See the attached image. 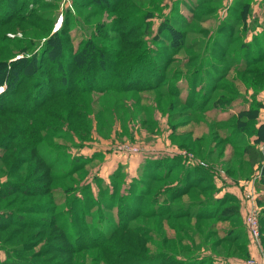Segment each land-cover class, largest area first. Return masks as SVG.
I'll list each match as a JSON object with an SVG mask.
<instances>
[{"label": "rangeland", "instance_id": "374dc122", "mask_svg": "<svg viewBox=\"0 0 264 264\" xmlns=\"http://www.w3.org/2000/svg\"><path fill=\"white\" fill-rule=\"evenodd\" d=\"M81 1L85 6L75 13L73 25L66 28L63 36L77 45L82 39L87 41L88 35L93 39L94 33H100L105 39L99 35L93 41L96 44L105 41L103 43L111 50L116 49L112 46H117L120 63L139 56L143 65L133 68L130 75H137L142 84L138 83L135 89L122 94H101L95 91L96 88L88 94L81 93L78 90L87 85L83 79L88 73L89 78L93 76L89 63L76 71L69 66L61 73L57 67L58 55L54 64L40 59L42 68L37 72L44 80L41 88L36 89L41 97L49 98V95L66 93L65 90L74 85L76 92L71 99L77 97V100H71V106L68 104L70 96L66 95L42 101L41 106L22 99L25 93L34 91L31 81L35 74L30 75L29 86L15 89L23 93L22 96L18 94L7 99L9 112L0 104V185L11 178L35 184L27 188L37 191L26 193L22 192L23 187L13 186L10 192L6 193L7 189L1 192L0 262H16L18 257L16 264H23L21 259L34 264H205V261L209 264H246L264 256V182L261 181L263 175L257 153L263 151L264 144H256L253 138L243 136L233 145L224 139L228 116L248 105L251 90H247V84L237 81L236 92H228L230 79L235 75L232 70L229 78L218 83V90L213 95H222L226 99L234 97L231 102L234 106L222 105L220 101L217 104L220 108L207 110L204 116L198 114L202 117L196 118L197 107L183 99L188 91L183 63L188 55L194 54L192 59L195 60L209 59L207 56L214 55L210 51L212 40L220 37L225 38L223 41L229 36L234 39L233 44L226 45L227 55L234 53L240 43L250 44L252 54L264 45V0H107L114 11H99L87 0ZM39 3L31 6L33 13L29 12L27 27L33 26L30 31L34 34L27 35L28 40H42L55 16L59 18L64 8L71 6L72 0H40ZM24 8L26 14L30 9ZM222 29L230 30L226 31L229 34L224 36ZM16 31L23 32V28L10 30ZM172 36L175 46L184 45L174 50L171 46L173 38L168 39ZM189 42L187 47L197 46L187 49ZM4 44L6 51H0V58L12 60L23 52L34 54L26 50L31 47L27 42L15 44L3 40L0 45ZM61 45L65 47L68 43L62 41ZM102 58L98 57V60ZM193 65L190 64L188 70L191 71ZM153 66L158 72H164V78H160V84L147 85L145 82L150 75L148 77L146 73ZM68 76L74 77L69 81L71 88L61 84ZM244 77L250 79L251 76L246 74ZM200 78L204 86L207 79L209 84L214 82L210 77ZM201 83L199 86L204 87ZM225 85L226 89H223ZM178 92L181 99L173 95ZM114 97L117 102L113 101ZM84 102H87L85 109L82 107ZM74 103L76 107H73ZM18 110L19 115L11 114ZM36 119L43 123L41 129L36 128ZM24 121L31 127L29 131ZM210 126L212 130H208ZM10 131L14 136L18 135L15 140L8 136ZM209 131H214L210 137L194 140ZM184 132L189 133L196 147H182L171 140L172 134ZM36 139L41 141L38 150L48 162L46 167H39L42 163L30 146L38 143ZM249 141L254 146L255 156L250 160L246 159L248 154H244V158L239 155ZM3 145L5 151L1 150ZM134 157H141L143 161L138 169L131 166L136 162ZM165 157H180L182 164L202 167L211 174V181L206 186L198 184L171 205L190 203L194 201V194L199 199L222 198L223 206L215 208L214 201L210 200L214 210L210 211L212 208L208 207L202 211L210 212V215L201 214L192 206L175 218V206L170 209L166 202L167 210L161 213L162 216L153 218L152 206L148 211L152 194L147 198L143 192L146 189L143 176L146 175L140 168L144 162ZM21 158L26 159L22 165L19 164ZM238 159L239 165L236 164ZM117 161L122 164L116 165ZM76 168L79 170L73 171ZM174 175L178 176V172L174 171ZM152 187L150 185L148 189L152 190ZM246 188L253 190L259 221L258 241L250 236L244 219L248 206L244 196ZM163 189L166 197V188ZM226 194L230 197H224ZM132 195L138 203L136 213L130 210L127 214L125 203ZM155 203L161 204L164 200ZM120 210L124 215H119ZM96 226L107 231L89 237L90 230ZM87 228L84 235L82 232ZM80 234L81 238L74 239Z\"/></svg>", "mask_w": 264, "mask_h": 264}, {"label": "trees", "instance_id": "16d2710c", "mask_svg": "<svg viewBox=\"0 0 264 264\" xmlns=\"http://www.w3.org/2000/svg\"><path fill=\"white\" fill-rule=\"evenodd\" d=\"M39 2L40 0H0V29L2 30L0 31V43L3 40H9L11 42H14L15 44H22L24 42H27V44H31L30 45L31 47L27 48L26 50H29V52L31 51L32 53H34L31 55H28L27 52H23L21 55H18L15 59H12V60L0 58V86L2 87V90L0 92V104L5 105L2 107V109H5L6 111L7 109H9L8 103H6L8 98H11L18 94H20L19 96L23 95V93L21 94L19 93V91L16 92L15 89H17V87L20 88L23 85L29 86L30 84L29 80H32L30 75H34V74H35L34 80L31 81V84L34 85L35 89H33L34 91L30 94L25 93V96L22 99L24 100L28 99L30 100V102L32 101L35 104V106L36 105L41 106L42 101H46L48 99H54L58 95H66L67 97L70 96L68 104L71 106V100L72 101L77 100V97H73V99H71V95L76 92V88L74 85L72 86V88L69 85L70 83L69 81L72 80L74 77H72L71 79L68 76L65 82L61 83L62 85H67L71 88V89L65 90L66 93L60 92L61 94L58 93V94L49 95V98H48V97H41V95L36 89L37 87L41 88L43 84L42 80H44L43 77L39 76V73L37 72V70H41L42 68L41 67L42 64L39 65L40 59L43 58L44 62H46L47 64H49L48 62H51V64H54V62H57L56 57L58 55H59V59H58L59 63H57V67L59 68L58 70L61 73H63L64 70L69 68V66L70 68L73 66L74 68L73 71H76V69L81 68L87 63H89V68L91 67V72L93 76L89 78L90 73H88L87 77L83 79L86 81V84L88 85L87 87L88 89H86L87 85H82V89L78 90L81 93L84 92L85 94H88L92 90L94 91V89L96 88L97 90L95 91L100 92L101 94L106 93V92H115V93L122 94V92H125V91L128 92L127 90L131 91L132 89H135V87L138 86V83L142 84L139 81L137 75H134V76L130 75V72L133 71V68L138 67V65H141L143 63V59H141L139 56H137L136 58L130 61L123 62L124 64L120 63L119 59H120L121 54L117 53L118 52L117 46H112V47H116V49L112 48L114 50H111L110 46L105 45L103 43L105 41H102V43H99V44H96V42L93 41V39L99 35L101 39H105L104 35L100 33L99 35L97 33H94L93 39H91L88 35V37H86L87 41L83 39L81 40L80 38L81 42H78L77 45H73L70 41L66 40V38L63 36V34L66 32V28L68 30L70 29L69 26L73 25V20L76 19L75 13H77L78 9H81L83 8V6H85V3H83V1L81 0H72L71 6L64 8L63 12L61 13L62 21L58 29L54 30V25H55L54 23L56 22V19L58 18V15H57L55 16V18L52 21V24L49 27V32L46 33L47 35L43 37L42 40L37 39L36 41L39 40L38 42L33 41V40H28L29 38L27 37V35L34 34L30 31L31 29H33V26L27 27L29 26L28 18H30L31 16V13L29 12L33 13V9H32L33 7L31 6L32 5L37 6L38 4H40ZM87 2L97 7L99 11H102V10L114 11L112 10L113 8H111L112 6L107 0H87ZM198 5H196V8L198 7ZM23 7L27 9L29 8L30 10L28 9L29 11L25 14V11H23ZM16 22L18 23L16 24ZM19 27L23 28V32H17V31L10 32L11 29L19 28ZM34 29H35V26H34ZM86 29L87 28L85 27V30ZM116 29L117 28H114V31L117 32L118 29L117 30ZM226 31L230 32V30H226V29H222L221 31L222 34L223 33L225 34L224 36H227L229 34V33L227 34ZM171 38H173L171 41L172 42L171 46L173 47L174 50L184 45L180 43L179 46H175L174 36L168 37L169 41L171 40ZM181 38L183 40V37ZM223 40H225V38L223 37L212 40L213 46L211 49L210 48L209 49L211 53H214V55L207 56V58L209 59L200 58L198 60H195V59H192L195 56L194 54L188 55L187 60L183 63L184 64L183 67L184 69H186L185 79L188 82V91H186V95L183 99H185L190 106L197 107L195 109L196 118L202 117V116H197L198 114H202L204 116L207 110H210L216 107L220 108L217 105L220 101H222L220 103L222 105L224 103L231 107L234 106L231 103L234 97L230 96V98L226 99L225 97L223 98L222 95H219V97H214L213 95L218 90V86H217L218 83L222 80L229 78V73L233 70L235 72V75L230 79V85L228 84V86H230V89L228 92L229 93L236 92L237 81H240V83L244 85L247 84V88H248L247 90H251V94L249 93V95H252V97L248 101V105L240 108L236 114L233 113L228 116L227 125L224 127V133H225L224 139L225 141H230V143L233 145L235 141L239 140L240 137L243 136L245 138H253V142L256 144L257 143L264 144V122H261V123L258 122L259 110L263 105L261 101H259L256 98L258 93L264 90V45L259 46L258 51L256 50L252 54L251 53L252 47L250 44L240 43L238 45V49H236L234 53H232L231 55L230 54L227 55L229 52V49L226 45L233 44L234 39H232L233 40L232 41L229 36L226 41H223ZM62 41H66L68 45L64 47L63 45H61ZM120 44H123V43L120 41ZM188 44H190V42L186 43L187 49H193L197 46V45H194V46L187 47ZM123 45H126V44H123ZM6 46L7 45L5 44L2 45L0 47V51L1 52L6 51L5 49ZM11 49L14 50L15 48H11ZM11 49H9V51H11ZM238 51H240V53H238ZM11 52H15V51H11ZM204 52H207V50L205 49ZM122 53H125V52H122ZM98 57L99 58L103 57V58L98 60ZM190 64H195L193 65V68L191 71L188 70V67ZM99 69L101 70L100 73L98 72ZM204 69H209V71L207 70L206 72H204ZM96 71L98 73V77H97ZM146 74L148 77L150 75V77L146 79L147 81L145 80L146 81L145 83L147 85H150V83L160 84L161 82L160 78L161 77L164 78V72H161V71L158 72L157 68H155L154 66L150 67V71ZM246 74L248 76H251L249 77L250 79H246L244 77ZM202 76H204V78L210 77L211 79L214 80V82H212L211 80L212 83L209 84V79H207V81L205 82V86H204V84L201 83L202 79L200 77ZM173 79H175V77H173ZM77 81L79 82V80ZM199 83H201L204 87L199 86ZM96 84H99V85H96ZM157 84L155 86H157ZM51 86L52 87H50V90L54 88L53 85ZM130 86H134V87L131 88ZM223 89H226V85ZM43 92L45 95H47L46 90L45 91L43 90ZM180 92H178L177 94L173 93V95L175 96L178 95V98H180ZM115 93H112V94H115ZM85 98L86 97L82 98V101H84ZM90 100L91 99H89V102ZM191 100H194V103H192ZM113 101L117 102L116 97H114ZM242 101L247 102L245 100H242ZM73 107H76L75 103L73 104ZM82 107L83 109L87 108V102H84ZM227 108L228 107H225V108L223 107V110L225 109L228 110ZM107 109L105 111L109 112V110ZM0 111H1L0 112V115H1L2 110ZM19 112H20L19 110L17 112L13 111L11 114L19 115ZM35 115H37V111ZM214 122H217V121H214ZM24 124L25 126L28 127L27 131H29L31 127L28 126L27 121H24ZM35 124H36V128L41 129V127L43 126V123L40 120H37ZM208 130H212V126H210ZM20 132H22L21 128H20ZM213 132L214 131H209L207 135H202L200 138H195L194 140H199L205 136L210 137L213 134ZM8 134H9L8 136L9 137L12 136L14 140L18 137V135L14 136V133H12L11 131ZM23 135L25 136V134ZM171 140L174 143H177L179 146H182V147L183 146L184 147H187V146L196 147L195 146L196 144H194L193 139L189 136L188 132H184L180 134L178 133V135L172 134ZM35 142H38V143L34 145H30V146L31 147L33 146V152L35 154V157L42 163L40 164L39 167L40 168L46 167L48 166L47 164L48 162L45 159L44 155H41L40 151L38 150V145L41 141L40 139H36ZM6 143L7 142H5V144ZM249 143L250 141L245 143L243 149L240 151L242 153L241 154L239 153V155L240 157L243 156L244 158L245 157L244 154L245 155L248 154L249 156L246 155V159L250 160V158L252 157L254 158L255 156H253L254 146ZM4 148L5 147L3 145L1 150H4ZM198 148L200 147H197L196 149ZM248 151L251 153V155L249 154ZM257 153L259 155V160L261 161L260 169L263 175L261 181L264 182V149L261 152L257 151ZM25 162H26V159L24 158L19 159L20 165L24 164ZM239 163H240V159H238V162L236 164L239 165ZM17 168H19V166ZM140 169L146 175V176H143L145 177V182H146V189H143V192H146L147 198H150L152 194L151 199L148 201V211L151 210V206H152V217L153 218L156 216L158 217L162 216L161 213H164L168 207L172 209L173 206H175L176 208V211H175L176 213L174 216L175 218H179L182 212H187V209L192 206L198 208L201 214L210 215V212H207V213L202 212L204 208L213 207V206L211 207V203L209 202L210 200L214 201L215 208L220 205L223 206V204L220 203L223 201L222 198L213 199V198L208 197L205 199H199V197L194 194H192L194 201H191L190 203H186V204L176 203L177 205L176 204L171 205L172 202L177 199V197L181 198L185 195H188L189 190L191 188L197 187L198 184L204 187L206 186L205 184L207 182L211 181V178H209V175L211 174L208 170L202 167H199V166H194V167L186 166L182 164L180 157H165L157 161L153 160V161L144 162ZM76 170H79V169L78 168L73 169V171H76ZM174 171L178 172L179 177L177 175H174L176 176L175 178L174 176H172V173ZM117 172L116 174L119 175V173ZM156 183H162V185H158ZM30 185L32 184H27L24 181H19L17 179L10 178L9 180H6V182L0 185V195H1V192H4L3 190L5 189H7L6 193L10 192L13 186H18V188L23 187L22 192H26V193L27 192H37V191L29 190L27 186H30ZM150 185L153 186L152 190L148 189ZM32 186H36V185L33 184ZM162 187H164V189L166 188L165 189V193L167 194L166 197L162 192ZM224 197H230V196L226 194L224 195ZM120 199L118 200L119 202H120ZM156 200H158V202L159 201L161 202L162 200H164V203L156 204L155 203ZM166 202L167 203L169 202L171 206L169 205L167 207ZM233 202L235 203V200H233ZM209 203L210 205L207 206L206 204H209ZM137 205L138 203L135 201L134 195H132L131 197H128L125 203V209H126L127 214L131 213V211L132 213H136ZM224 208L228 209L230 207H224ZM211 210L213 211L214 208L210 209V211ZM119 215H124L121 210L119 211ZM87 231H88V228L82 233L86 235ZM106 231L107 229H104L101 226H96L90 230L89 237H97L99 236V234L102 235ZM81 237H82V234L75 237L74 239H79ZM11 255H14V254H11ZM11 261L12 260L7 261V262L6 261L0 262V264H16V262L18 261V257L16 258V262H11ZM20 261L23 264H34L28 261H22V259ZM203 263L209 264L208 261L207 262L205 261Z\"/></svg>", "mask_w": 264, "mask_h": 264}, {"label": "built area", "instance_id": "2783aa9c", "mask_svg": "<svg viewBox=\"0 0 264 264\" xmlns=\"http://www.w3.org/2000/svg\"><path fill=\"white\" fill-rule=\"evenodd\" d=\"M62 21V16L60 15L55 23L54 30L58 29ZM136 151V150H135ZM246 199L248 200V206L245 213V223L248 228V232L252 239L258 241L259 239V221L258 216L256 214V208L254 205V197H253V190L250 188H246L245 195ZM255 242V241H254ZM255 246V245H254ZM246 264H264V256H260L257 260H249Z\"/></svg>", "mask_w": 264, "mask_h": 264}, {"label": "crops", "instance_id": "0c3cea01", "mask_svg": "<svg viewBox=\"0 0 264 264\" xmlns=\"http://www.w3.org/2000/svg\"><path fill=\"white\" fill-rule=\"evenodd\" d=\"M249 93H251V91H249ZM258 96V97H257ZM256 96V98L259 100V101H261V103H262V107L260 108V110H259V114H258V122L259 123H261V122H264V109H263V107H264V90H262V91H260L259 93H258V95ZM169 147H170V145H169ZM169 147H168V149H169ZM172 147V146H171ZM135 158V160H136V162L135 163H133L131 166L132 167H137L136 169H138V167H139V165L140 164H142V162L143 161H141V157L140 158H138V157H134ZM115 164L117 165V164H122V162L121 163H119V161H117V162H115Z\"/></svg>", "mask_w": 264, "mask_h": 264}]
</instances>
